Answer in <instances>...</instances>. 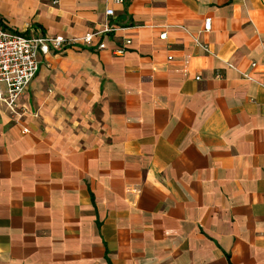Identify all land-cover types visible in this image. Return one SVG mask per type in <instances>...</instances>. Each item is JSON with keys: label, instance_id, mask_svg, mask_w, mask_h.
Wrapping results in <instances>:
<instances>
[{"label": "crops", "instance_id": "obj_1", "mask_svg": "<svg viewBox=\"0 0 264 264\" xmlns=\"http://www.w3.org/2000/svg\"><path fill=\"white\" fill-rule=\"evenodd\" d=\"M0 23L118 27L40 56L20 119L0 102V264H264V0H0Z\"/></svg>", "mask_w": 264, "mask_h": 264}, {"label": "built area", "instance_id": "obj_2", "mask_svg": "<svg viewBox=\"0 0 264 264\" xmlns=\"http://www.w3.org/2000/svg\"><path fill=\"white\" fill-rule=\"evenodd\" d=\"M114 1L121 3L124 0ZM52 3L56 4L58 0H52ZM105 13L110 16L113 15L114 10L107 8ZM210 24V18H206L201 31H208ZM117 29L118 27L115 25L106 24L97 31L87 32L81 36H33L9 30L0 23V102L6 106L11 116L20 119L27 113V109L20 105L18 100L38 72L41 63L40 56L50 53L51 50H62L81 44L90 46L94 37ZM165 36V32L159 35L161 39H164ZM193 40L206 54L215 56L207 43L196 37ZM129 43L130 40H125L124 45L115 50L116 53H123L124 47ZM97 47L104 48L105 44L99 42ZM225 64L230 68H235L231 62L225 61ZM242 76L252 80L246 72H242ZM215 77L221 78L222 74L216 72ZM196 79H199V76H196ZM27 131V128L22 129V132Z\"/></svg>", "mask_w": 264, "mask_h": 264}]
</instances>
